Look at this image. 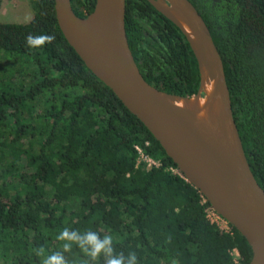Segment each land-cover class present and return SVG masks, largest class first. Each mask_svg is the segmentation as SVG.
<instances>
[{"label": "trees", "instance_id": "trees-1", "mask_svg": "<svg viewBox=\"0 0 264 264\" xmlns=\"http://www.w3.org/2000/svg\"><path fill=\"white\" fill-rule=\"evenodd\" d=\"M188 1L219 54L232 120L264 191V0ZM27 3L28 21L0 22V264H41L34 249L61 250L65 227L111 235L138 264H248L245 239L206 217L202 195L65 41L53 0ZM69 4L84 17L94 0ZM124 30L148 84L196 96L197 61L176 24L147 0H124ZM30 33L55 40L28 48ZM134 146L158 165L137 161ZM64 255L87 259L75 245Z\"/></svg>", "mask_w": 264, "mask_h": 264}, {"label": "water", "instance_id": "water-1", "mask_svg": "<svg viewBox=\"0 0 264 264\" xmlns=\"http://www.w3.org/2000/svg\"><path fill=\"white\" fill-rule=\"evenodd\" d=\"M183 32L197 61L199 89L205 73L211 96L216 101L212 127L193 123L177 99L148 84L140 75L129 51L124 30V0H94L92 10L76 16L69 0H53L56 24L84 66L132 113L158 142L180 175L202 195L210 208L246 241L251 256L248 264H264V191L253 177L232 120L221 60L210 33L188 0L184 8L147 0ZM173 9L191 24L212 54V76L202 69L197 48L191 43ZM215 80L219 81L221 89ZM195 95H200V90ZM192 97V96H190ZM231 125L232 139L228 132ZM232 172L241 187L233 192Z\"/></svg>", "mask_w": 264, "mask_h": 264}, {"label": "clouds", "instance_id": "clouds-1", "mask_svg": "<svg viewBox=\"0 0 264 264\" xmlns=\"http://www.w3.org/2000/svg\"><path fill=\"white\" fill-rule=\"evenodd\" d=\"M54 40V35L30 33L25 37V46L39 48ZM56 239L63 242L59 251L45 254L44 246L34 249L35 254L42 257L41 264H69L64 253L71 252L74 245L87 258L84 264H101V258L102 264H138L136 253L130 251L125 255L123 251H116L113 246V237L108 234L101 236L91 229L81 232L65 227L57 234Z\"/></svg>", "mask_w": 264, "mask_h": 264}, {"label": "bare ground", "instance_id": "bare-ground-1", "mask_svg": "<svg viewBox=\"0 0 264 264\" xmlns=\"http://www.w3.org/2000/svg\"><path fill=\"white\" fill-rule=\"evenodd\" d=\"M158 5H166V0H157ZM170 3H174L176 5H179L180 7L184 8L183 3L180 0H169ZM170 13L179 21L185 32L187 33L191 43L194 45L195 48H197V51L200 55L201 62L200 65L204 69V71L208 72L210 76H212V54L210 50L205 46V44L198 39L197 33L192 27L191 24L187 23L183 20V18L177 14V12L173 9H170ZM215 87L217 85L221 89V86L219 84V81L215 80ZM200 95H196L194 97H187V98H179L177 101L181 105V107L184 109L185 113L189 116L191 121L193 123L198 124L199 126L209 130L212 127L213 117H214V111L216 107V101L212 99L211 96V88L209 81L207 77L205 76V73L202 71L201 73V85H200ZM228 124V122H227ZM227 132L229 136L234 139L232 134L231 125L228 124ZM232 183H233V192L239 193L241 191V187L239 184V179L237 175L232 172Z\"/></svg>", "mask_w": 264, "mask_h": 264}, {"label": "rangeland", "instance_id": "rangeland-1", "mask_svg": "<svg viewBox=\"0 0 264 264\" xmlns=\"http://www.w3.org/2000/svg\"><path fill=\"white\" fill-rule=\"evenodd\" d=\"M31 14L27 0H0V22L23 23Z\"/></svg>", "mask_w": 264, "mask_h": 264}, {"label": "built area", "instance_id": "built-area-1", "mask_svg": "<svg viewBox=\"0 0 264 264\" xmlns=\"http://www.w3.org/2000/svg\"><path fill=\"white\" fill-rule=\"evenodd\" d=\"M134 148L136 149L137 153H138V157H137V161H141L145 166H157L158 165V161L151 159L150 157L146 156L145 154H143V152L141 151V149L138 146H134ZM171 171H173L174 173L178 172L177 168H171ZM179 174V172H178ZM180 175V174H179ZM205 213H206V217L212 221L215 222L218 227L224 231H228L229 228L227 226V222L222 219L219 215H217L211 208L210 206L207 207L205 209ZM232 255L233 257L237 256V252L235 249L232 250Z\"/></svg>", "mask_w": 264, "mask_h": 264}]
</instances>
